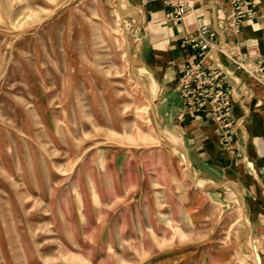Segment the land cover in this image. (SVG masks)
I'll use <instances>...</instances> for the list:
<instances>
[{
	"label": "rangeland",
	"instance_id": "1",
	"mask_svg": "<svg viewBox=\"0 0 264 264\" xmlns=\"http://www.w3.org/2000/svg\"><path fill=\"white\" fill-rule=\"evenodd\" d=\"M128 14L119 0H0V264H260L201 194L156 214L138 185L109 190L114 171L157 173L179 153L126 54ZM180 173L177 189L194 188Z\"/></svg>",
	"mask_w": 264,
	"mask_h": 264
},
{
	"label": "crops",
	"instance_id": "2",
	"mask_svg": "<svg viewBox=\"0 0 264 264\" xmlns=\"http://www.w3.org/2000/svg\"><path fill=\"white\" fill-rule=\"evenodd\" d=\"M123 1L127 18L136 22L135 59L156 124L173 142L167 150L179 153L162 156L163 164L152 162L157 165L153 167L157 173L140 174L136 170L135 175L131 169L118 175L114 171L109 190L115 197L129 184L138 185L143 213L156 214L177 211L180 194L186 200L182 207L189 210L194 195L201 194L206 203L229 213L223 226L226 236L242 241L239 254L255 255L256 251L260 264H264V78L260 73L246 74L238 66V62L244 64L243 60L264 66V0H254L256 12L240 19L236 31L226 26L232 12L228 0H192L190 13L180 21L168 18L163 0L119 3ZM204 23L213 28L228 53L225 56L211 51L202 59L210 70L222 71L224 91L231 100L223 118L208 101L201 107L187 108L178 90L179 68L196 52L184 39L195 35ZM226 121L230 125L228 141L222 138ZM180 169L194 182V188H185V192L177 189V178L182 177ZM149 194H154L155 200L147 204ZM236 209H240V217L235 216ZM154 222L150 227L159 228V222Z\"/></svg>",
	"mask_w": 264,
	"mask_h": 264
},
{
	"label": "built area",
	"instance_id": "3",
	"mask_svg": "<svg viewBox=\"0 0 264 264\" xmlns=\"http://www.w3.org/2000/svg\"><path fill=\"white\" fill-rule=\"evenodd\" d=\"M232 12L228 16L226 26L234 31L239 29V20L245 17H251L256 12L254 0H228ZM167 7L168 18L172 21H180L186 17L192 8V0H163ZM216 32L208 24H202L196 31L195 35H190L184 39L186 44L196 49V52L184 62L179 68L180 79L178 90L183 97L184 104L187 108L201 107L206 101L210 102L213 108L220 114L218 117L223 118L230 109V97L224 91V83L221 76L222 71L219 69L210 70L203 65L202 59L211 52L217 51L225 56L228 53L225 49L224 42L218 41ZM238 62V66L251 76L260 73L264 78V66L257 67L251 62ZM264 65V60L262 61ZM264 99V95H263ZM225 132L222 138L228 141L230 125L225 122Z\"/></svg>",
	"mask_w": 264,
	"mask_h": 264
},
{
	"label": "bare ground",
	"instance_id": "4",
	"mask_svg": "<svg viewBox=\"0 0 264 264\" xmlns=\"http://www.w3.org/2000/svg\"><path fill=\"white\" fill-rule=\"evenodd\" d=\"M136 48H137V46H136L135 42H132V43L129 45V48H128L126 54H127V55H132L131 53L134 52ZM146 108H148V106L145 107V109H146ZM146 110H147V109H146Z\"/></svg>",
	"mask_w": 264,
	"mask_h": 264
}]
</instances>
